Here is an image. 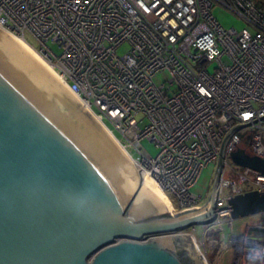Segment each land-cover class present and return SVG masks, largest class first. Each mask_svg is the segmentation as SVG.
<instances>
[{"label":"built area","instance_id":"obj_1","mask_svg":"<svg viewBox=\"0 0 264 264\" xmlns=\"http://www.w3.org/2000/svg\"><path fill=\"white\" fill-rule=\"evenodd\" d=\"M214 3L245 26L222 27L212 14ZM0 29L51 65L177 213L205 203L192 189L202 170L217 161L228 130L264 116V8L253 0H0ZM124 44L128 49L119 54ZM212 61L214 73L191 66ZM159 73L168 79L156 82ZM244 130L249 134L240 135ZM263 135L264 118L228 138L216 199L220 210L201 224L204 229L229 215L232 196L264 192V174L250 168L235 164L241 168L237 179L224 178L229 154L246 138L248 153L264 159ZM143 140L155 146V155ZM257 244L264 245V225L236 235L235 264H248V247Z\"/></svg>","mask_w":264,"mask_h":264},{"label":"water","instance_id":"obj_2","mask_svg":"<svg viewBox=\"0 0 264 264\" xmlns=\"http://www.w3.org/2000/svg\"><path fill=\"white\" fill-rule=\"evenodd\" d=\"M223 137L205 203H170L112 136L0 29V264H207L179 233L211 222ZM232 163L264 174V159L237 147ZM237 220L264 212V192L228 201Z\"/></svg>","mask_w":264,"mask_h":264},{"label":"rangeland","instance_id":"obj_3","mask_svg":"<svg viewBox=\"0 0 264 264\" xmlns=\"http://www.w3.org/2000/svg\"><path fill=\"white\" fill-rule=\"evenodd\" d=\"M212 14L224 28L234 27L240 29L245 26L243 21L236 14L225 9L220 4L217 3L213 4ZM28 41L31 45L37 46L33 38L29 37ZM48 46L52 50V52H54L56 55L60 53V50L58 49L56 44L49 42ZM127 49H128L127 45L124 44L121 47H119L118 53L123 54ZM216 65L217 63L215 61H212V62H205L201 65H191V66L196 72L205 70L208 73H214V68L216 67ZM167 79H168V75L166 73H159L155 77V81L158 83H163ZM64 90L75 100L76 97L67 88L66 89L64 88ZM76 100L83 108L89 111L86 107H84L82 103H80V101L77 98ZM100 125L102 126L101 123ZM248 134H249V130H244L240 133V135H244V136ZM263 143H264V135H263ZM142 145L150 154L155 155L157 153V149L152 143L143 140ZM229 161L231 165L229 167L226 166L224 167V178L236 180L237 173L235 171L240 170L241 168L236 166L234 163H232L230 159ZM215 166H216V161H213L207 167H205L202 170L195 186L192 189L194 193L200 195L205 201L209 196ZM170 214H177V212L176 211L170 212ZM259 226H262L260 224V215L250 216L237 220H231L229 216H220L218 218L217 223L212 224L209 228L204 229L201 225H195L180 230L179 233L188 235L193 239L197 251L199 252L201 257H203L206 260L207 264H235L234 251H233V243L235 240V236L243 233L246 229L251 231ZM210 230H217L218 231L217 236H214L212 234L208 235V232Z\"/></svg>","mask_w":264,"mask_h":264},{"label":"bare ground","instance_id":"obj_4","mask_svg":"<svg viewBox=\"0 0 264 264\" xmlns=\"http://www.w3.org/2000/svg\"><path fill=\"white\" fill-rule=\"evenodd\" d=\"M6 33V32H5ZM6 35L8 36V38L22 51L24 52L32 61H34L52 80H54L61 88H67L64 83L62 82L61 78L56 74V72L52 69L51 65L49 63H47L40 55H38L36 53V51L34 49H32L23 39L10 34V33H6ZM79 100V99H78ZM75 101L76 98H75ZM80 101V100H79ZM78 103V101H77ZM80 103H82L80 101ZM85 107V105H84ZM85 109V108H84ZM86 110V109H85ZM87 111V110H86ZM90 115L91 113L89 111H87ZM92 116V115H91ZM94 116V115H93ZM92 116V117H93ZM96 122L100 125L99 120L96 117H93ZM101 126V125H100ZM102 127V126H101ZM103 128V127H102ZM105 129V128H103ZM105 131L108 133V135L110 136L109 132L105 129ZM111 137V136H110ZM113 141L116 143V141L113 139ZM121 152L124 154V156L129 159V157L127 156V154L121 149ZM130 160V159H129ZM132 163V162H131ZM134 165V164H133ZM148 175V177L155 183V185L158 187V189L161 191V193L165 196V198L168 200V202L170 203L169 199L166 197V195L164 194V192L161 190V188L159 187V185L155 182V180L146 172H143L141 174V178L144 179L145 175ZM170 206L172 208V205L170 203Z\"/></svg>","mask_w":264,"mask_h":264},{"label":"clouds","instance_id":"obj_5","mask_svg":"<svg viewBox=\"0 0 264 264\" xmlns=\"http://www.w3.org/2000/svg\"><path fill=\"white\" fill-rule=\"evenodd\" d=\"M243 245H247L248 242L243 240ZM248 264H264V245L257 244L255 246H249L247 250Z\"/></svg>","mask_w":264,"mask_h":264},{"label":"trees","instance_id":"obj_6","mask_svg":"<svg viewBox=\"0 0 264 264\" xmlns=\"http://www.w3.org/2000/svg\"><path fill=\"white\" fill-rule=\"evenodd\" d=\"M255 3H256V5H258V6H260V7H262V8H264V0H253ZM249 140L246 138L243 142H242V144H241V147L248 153V146H249ZM260 215V224L261 225H264V217L261 215V214H259ZM217 230H210L209 232H208V235L209 234H212V235H214V236H217Z\"/></svg>","mask_w":264,"mask_h":264}]
</instances>
